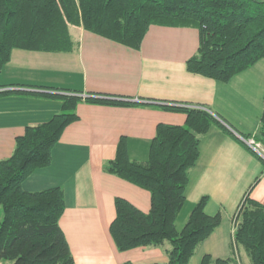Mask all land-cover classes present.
I'll return each instance as SVG.
<instances>
[{
  "label": "crops",
  "instance_id": "crops-1",
  "mask_svg": "<svg viewBox=\"0 0 264 264\" xmlns=\"http://www.w3.org/2000/svg\"><path fill=\"white\" fill-rule=\"evenodd\" d=\"M69 31L76 45L69 51L12 48L0 72L6 75L0 81L6 85L0 89L26 92L0 95V160L13 153L16 137L27 125L49 120L60 111L62 99L42 93L82 97L94 93L135 102L79 101V117L64 128L53 148L52 162L35 169L23 182L28 190L63 187L65 209L60 225L76 263L123 264L130 260L155 264L168 260L161 246L118 249L110 232L116 215L115 196L149 211L151 193L105 171L102 165L115 156L122 136L131 158L147 159L157 124L186 120V112L163 106L189 104L208 109L235 134L212 124L199 142L177 226L184 225L192 205L203 195L208 196L205 211H220L221 221L199 243L191 264H200L206 253L233 257L235 264H253L247 251L234 243L235 214L247 194L264 204V162L240 137H254L260 126L264 57L223 81L187 69V59L199 46V29L194 25L151 23L139 48L79 25L70 24Z\"/></svg>",
  "mask_w": 264,
  "mask_h": 264
},
{
  "label": "trees",
  "instance_id": "trees-1",
  "mask_svg": "<svg viewBox=\"0 0 264 264\" xmlns=\"http://www.w3.org/2000/svg\"><path fill=\"white\" fill-rule=\"evenodd\" d=\"M151 23L196 26L199 46L187 59V69L209 77L228 81L264 57V0H0V72L13 47L74 49L70 24L139 48ZM23 92L26 90L21 88L0 89V95ZM42 94L61 98L60 111L49 120L27 125L16 137L13 153L0 160V260L10 259L13 264H77L60 225L65 209L63 187L28 190L23 182L35 169L52 162L53 148L64 128L79 117V101L135 102L94 93L84 97ZM163 107L186 112V120L182 124L159 122L147 159L131 158L122 136L115 156L103 162L105 171L151 193L149 211L115 196L116 215L110 232L120 250L139 245L163 247L168 260L155 264H191L199 243L221 221L220 211H205L208 196L203 195L192 205L184 225L177 226L199 142L212 124L235 134L200 105ZM254 137L264 144V108ZM234 243L247 251L253 264H264V204L248 194L236 212ZM123 264L135 263L127 260ZM200 264H235V260L206 253Z\"/></svg>",
  "mask_w": 264,
  "mask_h": 264
},
{
  "label": "built area",
  "instance_id": "built-area-1",
  "mask_svg": "<svg viewBox=\"0 0 264 264\" xmlns=\"http://www.w3.org/2000/svg\"><path fill=\"white\" fill-rule=\"evenodd\" d=\"M247 144H249L252 148H254L261 156L264 157V148L260 141H257L255 137H243L240 136ZM235 227H236V214H235Z\"/></svg>",
  "mask_w": 264,
  "mask_h": 264
},
{
  "label": "rangeland",
  "instance_id": "rangeland-1",
  "mask_svg": "<svg viewBox=\"0 0 264 264\" xmlns=\"http://www.w3.org/2000/svg\"><path fill=\"white\" fill-rule=\"evenodd\" d=\"M6 77L5 73H0V81H2V79H4ZM262 144V143H261ZM263 145V144H262ZM264 148V146L262 147ZM257 152V151H256ZM258 153V152H257ZM259 154V153H258ZM263 157V156H262ZM264 158V157H263ZM1 261V264H13V261L10 260V259H2L0 260ZM236 264H238L236 262Z\"/></svg>",
  "mask_w": 264,
  "mask_h": 264
},
{
  "label": "water",
  "instance_id": "water-1",
  "mask_svg": "<svg viewBox=\"0 0 264 264\" xmlns=\"http://www.w3.org/2000/svg\"><path fill=\"white\" fill-rule=\"evenodd\" d=\"M228 125V124H227ZM229 126V125H228ZM235 131V130H234Z\"/></svg>",
  "mask_w": 264,
  "mask_h": 264
}]
</instances>
